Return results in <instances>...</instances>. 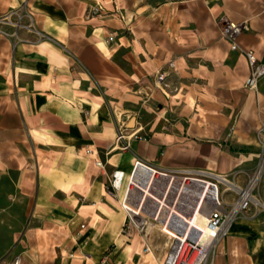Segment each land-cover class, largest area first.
<instances>
[{"label": "crops", "instance_id": "0c3cea01", "mask_svg": "<svg viewBox=\"0 0 264 264\" xmlns=\"http://www.w3.org/2000/svg\"><path fill=\"white\" fill-rule=\"evenodd\" d=\"M95 6L101 14L89 15ZM223 17L248 22L236 43L261 61L264 0H0V197L27 199L22 218L18 204L0 200V264H99L119 250L129 260L112 173L125 185L135 160L172 170L226 158L216 144L195 143L216 137L191 110L201 101L192 92L209 89L206 107L218 116L206 124L223 125L228 74L249 75L221 35ZM118 132L151 135L121 152ZM209 264H264V212L235 219Z\"/></svg>", "mask_w": 264, "mask_h": 264}, {"label": "built area", "instance_id": "2783aa9c", "mask_svg": "<svg viewBox=\"0 0 264 264\" xmlns=\"http://www.w3.org/2000/svg\"><path fill=\"white\" fill-rule=\"evenodd\" d=\"M88 13L91 16L100 15V7L95 6ZM12 14L15 13L11 12L9 16ZM18 24L19 21L14 26ZM218 24L222 37L230 42V49L236 51L237 39L250 29L248 22H233L223 17ZM114 38L115 35L110 33L106 43ZM245 58L249 75L244 85L253 89L264 77V64L253 51L246 50ZM164 78L163 73L158 74L156 83H162ZM134 138L142 139L138 132L131 135L118 132L115 148L121 152L127 151ZM86 153L90 154V151ZM97 166L102 167V164L98 162ZM193 180L199 181L198 186L192 185ZM123 181L122 172L112 173L111 194L115 196L123 188L120 208L126 215L122 227L124 236L128 237L134 231H147L148 225H151L152 229L159 228L173 241L166 253V264H208L210 249L226 236L235 219L251 211L264 212V134L256 172L243 188L237 189V196L231 204H226L223 199L222 187L226 186L225 183L220 177L207 172L166 170L135 160L125 185ZM134 181L141 187L135 185ZM225 188L228 189L227 186ZM199 211L206 214L205 231H196L191 227ZM166 229L172 230L174 235L167 234ZM206 246H209V250ZM3 264H23V260L16 257Z\"/></svg>", "mask_w": 264, "mask_h": 264}, {"label": "rangeland", "instance_id": "374dc122", "mask_svg": "<svg viewBox=\"0 0 264 264\" xmlns=\"http://www.w3.org/2000/svg\"><path fill=\"white\" fill-rule=\"evenodd\" d=\"M249 33H251V30L246 34ZM228 46L230 49V44ZM233 52L245 56V50L243 49L241 50L239 48ZM255 55L258 56L256 53ZM261 62L264 63V55L261 58ZM244 81L245 78L242 79V82L232 81V78H230L228 74L225 92H222V95H225L226 110L223 113L221 112V114L219 113V117L223 119L224 123L221 126H208V124H206L208 122L207 117L211 114L218 116L217 112L206 107V103L212 99L214 100L213 92H208L209 89H207V94L204 97L200 96L198 91L195 93L192 92V97L200 98L201 100H196L194 102L195 105L191 109L195 112L193 118L195 121L199 118L201 125L198 121V126L214 132L216 137L215 140H210L202 136L199 139H195V143L197 145L216 144L221 152H225L226 158L218 161L209 159V161H211L210 164L196 162L177 168L193 172H207L215 176H224L235 187L232 190H226V186L222 187L223 199L226 204H231L235 200L237 189L243 188L256 172L264 134V77L257 84L256 88L253 89L246 88ZM195 87L196 90H198V86ZM150 135L151 134H143L142 138L148 139ZM9 184V181L3 182L2 188L4 192L10 191ZM0 200H2L1 204L4 208L9 207L12 203L18 204V216L22 218L21 209L26 205V198H19L18 202L16 198L11 197H0ZM13 214L16 215V213ZM1 217L5 220V224H15V221L10 216L3 214ZM19 223H21V221H19ZM126 238L127 240L123 247L128 244H131L133 247L129 260L122 257L121 251L119 250L110 260L106 258L109 254H103L99 264H139V259L143 255L142 249L145 245L144 243L147 244L150 251L146 255H143V264H150L154 261L151 252H153L156 259H158L160 255L168 253L173 242L172 239L162 233L159 228H154L149 232L143 231L141 233L134 231ZM212 257L213 247L209 251L208 264L212 260Z\"/></svg>", "mask_w": 264, "mask_h": 264}, {"label": "bare ground", "instance_id": "6f19581e", "mask_svg": "<svg viewBox=\"0 0 264 264\" xmlns=\"http://www.w3.org/2000/svg\"><path fill=\"white\" fill-rule=\"evenodd\" d=\"M218 177H220V179L225 183V185L228 188L227 190L234 189V186L232 185V183L230 181H228L224 176H218ZM193 181L194 182H192V185H194V187L198 186V182L199 181H197V180H193ZM134 184L137 185L138 187H141L140 185H138L137 181H134ZM210 195H211V193H210ZM120 207H121V204H120ZM132 209H134V208H132ZM135 212H137V211H135ZM205 225H206V214H205V211H199V212H197V214L195 215L193 221L191 222V227L194 228V230H196V231H205V228H206ZM152 228L153 227L151 225H148L147 231L148 232L151 231ZM166 233L169 234L170 236L174 235L173 232H172V230L166 229ZM169 238H171V237H169ZM166 247H168V246H166ZM206 247L209 250V246H206ZM149 251H150V248L146 244L144 246V248H143V252L145 254H147V253H149ZM151 255L153 257V260L155 261V258L153 256V253L152 252H151ZM166 260H167V258H166ZM141 263L142 264L144 263L143 257H142ZM165 264H166V261H165Z\"/></svg>", "mask_w": 264, "mask_h": 264}]
</instances>
